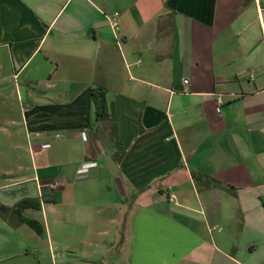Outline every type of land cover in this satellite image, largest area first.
I'll use <instances>...</instances> for the list:
<instances>
[{"label":"crops","instance_id":"obj_1","mask_svg":"<svg viewBox=\"0 0 264 264\" xmlns=\"http://www.w3.org/2000/svg\"><path fill=\"white\" fill-rule=\"evenodd\" d=\"M26 199L0 264H264V0H0V203Z\"/></svg>","mask_w":264,"mask_h":264},{"label":"trees","instance_id":"obj_2","mask_svg":"<svg viewBox=\"0 0 264 264\" xmlns=\"http://www.w3.org/2000/svg\"><path fill=\"white\" fill-rule=\"evenodd\" d=\"M107 93L108 90L106 87L97 86L93 89V102L95 106V113L97 121H104L107 120L110 117V110H109V104L107 100ZM208 178V183L210 185L214 186H222L223 184L211 177ZM33 206L32 200H23L19 203H17L14 206L5 205L0 203V214H11L15 215L19 222L27 223L31 226H34L36 223L33 220L27 219L23 216V212Z\"/></svg>","mask_w":264,"mask_h":264},{"label":"built area","instance_id":"obj_3","mask_svg":"<svg viewBox=\"0 0 264 264\" xmlns=\"http://www.w3.org/2000/svg\"><path fill=\"white\" fill-rule=\"evenodd\" d=\"M119 15H120V13H115L114 18H113V21H114L113 23H114V25H117V22H116L115 19L118 18ZM186 83H188V82L186 81ZM218 103H219V105L222 104L221 98L218 99ZM218 110L220 111V108H219ZM57 136H58V137H62L63 135H62V133H59V134H57ZM96 165H97V162H96V161H87V162L83 163V165H82V169H81V172H85V171H87L89 168L94 167V166H96ZM53 187H56V186H53ZM170 200H171L172 202H175V201H176V199H175L174 196H171V197H170Z\"/></svg>","mask_w":264,"mask_h":264}]
</instances>
